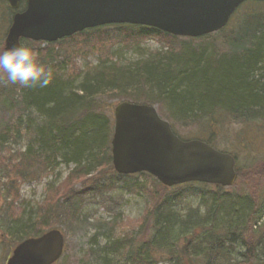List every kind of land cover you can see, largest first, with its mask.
<instances>
[{
    "label": "trees",
    "instance_id": "obj_1",
    "mask_svg": "<svg viewBox=\"0 0 264 264\" xmlns=\"http://www.w3.org/2000/svg\"><path fill=\"white\" fill-rule=\"evenodd\" d=\"M0 3L14 14L6 0ZM245 5L262 6L264 2L244 3L224 29L199 38L177 37L155 28L127 24L88 29L59 43L97 36L140 45L157 38L164 41L163 47L167 50L151 52L127 65L114 59L110 64L78 69L73 67L74 60L59 58L62 52L58 55L51 46L45 51L38 47L39 61L52 73L47 87L21 88L0 83L2 110H9L16 102L19 114L35 109L42 118L43 126L37 132L39 149L36 152L28 149L18 158L17 171L21 178L25 180L36 168L39 172L55 168L58 159L77 165L65 180L66 190H58L49 197L48 204L36 207L31 215L27 216L24 211L15 218L19 225L15 234L8 235L14 239V246L52 229L55 223L77 224V212L82 211L86 192L96 198L108 190L121 188L118 182L124 176L118 175L112 164L110 97L157 105L172 127L176 123L197 126L208 137L202 132L196 138L214 147L216 129L224 125L225 119L242 124L264 121V7H242ZM25 8L26 1H22L20 10ZM23 43L40 45L26 40ZM2 47L4 43H0ZM6 160L0 162L4 173L9 172L12 162ZM89 160L96 170H111L112 181L103 182L105 176L95 178L86 166ZM141 175L151 177L166 194L162 198L151 195L155 202L147 211L151 236L146 240L141 236H134V241L130 238L129 245L132 242L133 245L124 255L123 247H119L122 242L106 245L104 248H109L114 257H123L124 264H156L154 251L160 250L172 251L169 254L178 257L180 264H264V222L259 225L264 218V197L261 201L249 195L238 196L219 186L209 196L212 205L206 212L201 214L200 209H194L186 219L187 216H181L176 210L174 200L177 196L180 200L178 190L184 188L198 195L196 190L206 192L204 188L210 186L190 183L173 188L177 191L170 194L171 189L153 176ZM10 180L14 183L15 178ZM77 184L80 190L75 189ZM19 201L17 198L14 203ZM176 229L181 233L177 241H185L182 247L174 242L173 236L180 234Z\"/></svg>",
    "mask_w": 264,
    "mask_h": 264
},
{
    "label": "rangeland",
    "instance_id": "obj_2",
    "mask_svg": "<svg viewBox=\"0 0 264 264\" xmlns=\"http://www.w3.org/2000/svg\"><path fill=\"white\" fill-rule=\"evenodd\" d=\"M242 7H264V5ZM12 16V12L8 11L6 5L0 3L1 44H5V33L8 31ZM113 33L112 31L111 34ZM163 42L161 39L153 38L145 40L140 45H133L132 43L118 42L116 39L106 40V38L98 39L97 36H92L64 40L62 43L58 41L57 43H39L38 46L34 44L28 46L36 53L39 50L38 47L45 51L48 46H51L50 49H55L54 54L59 55L62 52V57L58 56L59 58L67 60L70 58L72 61L74 60L73 67L84 69L88 66L95 68L102 63L110 64L115 62L114 59L120 64H131L145 58L151 52L167 50V47H163L165 45ZM117 97L112 96L108 99V105L112 106L113 110L119 101L124 100L117 99ZM16 106L17 103L14 102L10 109L5 111L0 106V158L2 159L0 162L7 161L6 159L12 161L8 173H4L0 163V264H6L16 246H14V239L8 236L15 234L19 225L15 218L24 211L27 216L31 215L36 207L48 204L49 197L57 193L58 190L61 192H63V188L66 190L65 180L70 172L77 167L74 163L66 164L58 159L55 168L48 171L41 169L40 172L36 168L31 170L27 178L23 180L17 171V167H19L17 163L20 161L18 158L20 153L26 152L28 149L35 152L39 149L37 132L43 125L40 123L42 118L35 109L21 115ZM219 127L214 136L215 147L230 151L234 155L237 154L239 175L236 184L225 189V192L238 196L249 195L255 200L262 201L264 197V121L255 124H242L227 118L224 120V125ZM173 128L183 140L197 139L196 137L200 136L202 132L208 137L204 130L190 124L176 123ZM89 161L86 166L91 169L95 178L102 179L105 176L103 182L112 181L111 170L108 172L96 170L93 168L91 160ZM12 178H15L14 183L10 180ZM120 180L122 181L118 184L121 188L111 192L108 190L104 196L93 198L94 194L88 192L83 195L85 200L82 202V211L77 212L79 215L77 224L68 225L64 222L53 224V228L62 230L65 236V252L56 264H124L123 257L121 258L120 255L114 257L109 253L111 252L109 248L105 249L104 247L111 243L122 242L119 247H123L124 250L121 252L124 255L133 245V242L129 245L130 238L141 236L142 240H146L151 236L149 228L151 219L147 213L155 203L154 199H151V195L162 198L166 191L148 175L140 174L133 178L124 177ZM75 189L80 190L81 186L77 184ZM183 189L178 190L180 200L178 201V196L174 200L177 204L176 210L183 217L194 209H200L201 214L206 212L207 207L212 205L209 196L217 192L215 186L204 188L207 190L206 192L196 190L200 196L193 194L191 190L188 193L186 192L188 189ZM174 191L177 190L171 189L170 194ZM17 198L20 201L15 204L14 200L16 201ZM188 216L186 219L189 218ZM262 222H264V218L259 225ZM176 232L180 233V229H176ZM178 235L181 233L173 236L174 242H177L178 247H182L185 241L181 239L177 241ZM168 250L166 249V252ZM154 252L156 264H180L178 257L169 254L172 251L165 253L156 250Z\"/></svg>",
    "mask_w": 264,
    "mask_h": 264
},
{
    "label": "water",
    "instance_id": "obj_3",
    "mask_svg": "<svg viewBox=\"0 0 264 264\" xmlns=\"http://www.w3.org/2000/svg\"><path fill=\"white\" fill-rule=\"evenodd\" d=\"M12 9L21 0H7ZM5 39L54 43L111 24L147 26L178 37L198 38L227 26L247 1L264 0H26ZM112 157L121 175L146 172L166 187L200 182L231 187L236 159L201 140H181L155 106L122 102L115 108ZM62 232L53 229L20 243L7 264H54L64 253Z\"/></svg>",
    "mask_w": 264,
    "mask_h": 264
},
{
    "label": "clouds",
    "instance_id": "obj_4",
    "mask_svg": "<svg viewBox=\"0 0 264 264\" xmlns=\"http://www.w3.org/2000/svg\"><path fill=\"white\" fill-rule=\"evenodd\" d=\"M52 73L38 59L37 53L26 43L0 49V83L21 88L47 87Z\"/></svg>",
    "mask_w": 264,
    "mask_h": 264
}]
</instances>
